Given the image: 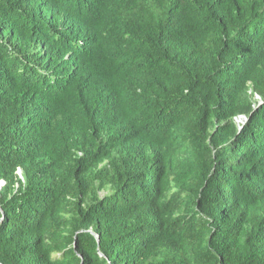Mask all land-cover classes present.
I'll use <instances>...</instances> for the list:
<instances>
[{
	"label": "trees",
	"instance_id": "16d2710c",
	"mask_svg": "<svg viewBox=\"0 0 264 264\" xmlns=\"http://www.w3.org/2000/svg\"><path fill=\"white\" fill-rule=\"evenodd\" d=\"M0 264H264V0H0Z\"/></svg>",
	"mask_w": 264,
	"mask_h": 264
},
{
	"label": "water",
	"instance_id": "95a60500",
	"mask_svg": "<svg viewBox=\"0 0 264 264\" xmlns=\"http://www.w3.org/2000/svg\"><path fill=\"white\" fill-rule=\"evenodd\" d=\"M4 183L3 182H0V186H2Z\"/></svg>",
	"mask_w": 264,
	"mask_h": 264
}]
</instances>
